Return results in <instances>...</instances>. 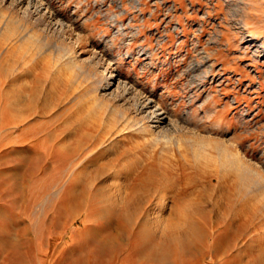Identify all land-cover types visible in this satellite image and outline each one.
Wrapping results in <instances>:
<instances>
[{
	"label": "rangeland",
	"instance_id": "1",
	"mask_svg": "<svg viewBox=\"0 0 264 264\" xmlns=\"http://www.w3.org/2000/svg\"><path fill=\"white\" fill-rule=\"evenodd\" d=\"M2 1L0 264H264V0Z\"/></svg>",
	"mask_w": 264,
	"mask_h": 264
},
{
	"label": "bare ground",
	"instance_id": "2",
	"mask_svg": "<svg viewBox=\"0 0 264 264\" xmlns=\"http://www.w3.org/2000/svg\"><path fill=\"white\" fill-rule=\"evenodd\" d=\"M8 2L15 3L13 5L18 7V9L22 13V15L23 16H28L29 18L32 19L33 22L39 23V24H43L46 27H48V25L50 23L51 24L50 32L52 31V32H57V33H61L62 34V30L65 31L64 30L65 29L64 22L60 21V19H58V18H56L55 20L53 19L54 18V13H51L50 10L48 9L49 8V4L43 3L41 0H9ZM11 3L9 5H11ZM134 3H135V5L136 4H140L139 0H135ZM25 35H27V34H25ZM31 35H33V34H31ZM29 38H31L30 35H29ZM75 51L76 50L73 49V47H72V50L69 51V52L72 53V55L70 56V57L73 58L72 63L73 62L74 63L77 62L76 59H75L77 57L76 56L77 54L76 55L73 54ZM76 64H78V63H76ZM80 67H81V65H80ZM103 74H105L104 75V83H105L104 85H105V87L103 88V90L107 91V93H104L105 95H107V96L109 95V97H112V98L113 97L116 98L118 96H120V97L123 96V98H124V94H127V92L131 90V89H128V91L126 93H124V91L127 90L126 86H125L127 84L125 82H122V85L120 86L119 78H116L114 76V74L112 73V71L109 68V65H107V66H105L103 68ZM114 83H116L115 87L111 88ZM119 87L120 88H125V90H123L121 92L122 94H119V92H118ZM119 90H121V89H119ZM141 98H137V100L139 99L138 102L137 101L133 102V105H135V110L141 116V118H139L137 121L134 119L136 122L134 121L133 124L137 125V127L135 126L134 131L135 132H139V131L145 130L146 126H145L144 120L147 119V120H149V121H151V122H153L155 124V128L154 129L156 131L155 130L154 131H155L156 137L157 138L158 137L160 138L161 136L165 137L166 134L168 133V131L169 132L171 131V124H170V121H169L168 112L164 111L158 103L154 102L153 99H144V100H142ZM228 157H230V156H228ZM231 157H232V155H231ZM236 158H237V156L233 155V160H235ZM239 163H241V162H239ZM241 164H239V165L240 166H244L243 162ZM222 165H224V162H222ZM244 170L247 173L250 172L252 175L256 176L257 177L256 181L260 184V186H264V175H263V173H261V171L258 172V170L257 171L256 170H252V169H249L248 167H244L243 171ZM249 176H251V175H249Z\"/></svg>",
	"mask_w": 264,
	"mask_h": 264
}]
</instances>
